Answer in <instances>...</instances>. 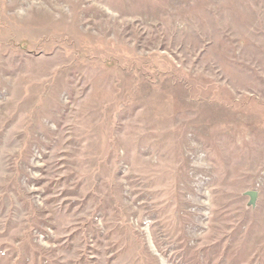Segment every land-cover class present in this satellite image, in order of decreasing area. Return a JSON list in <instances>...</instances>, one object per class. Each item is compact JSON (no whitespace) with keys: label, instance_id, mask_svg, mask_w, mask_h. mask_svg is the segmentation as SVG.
<instances>
[{"label":"rangeland","instance_id":"rangeland-1","mask_svg":"<svg viewBox=\"0 0 264 264\" xmlns=\"http://www.w3.org/2000/svg\"><path fill=\"white\" fill-rule=\"evenodd\" d=\"M0 264H264V0H0Z\"/></svg>","mask_w":264,"mask_h":264},{"label":"water","instance_id":"water-1","mask_svg":"<svg viewBox=\"0 0 264 264\" xmlns=\"http://www.w3.org/2000/svg\"><path fill=\"white\" fill-rule=\"evenodd\" d=\"M254 194H251V197H253Z\"/></svg>","mask_w":264,"mask_h":264}]
</instances>
